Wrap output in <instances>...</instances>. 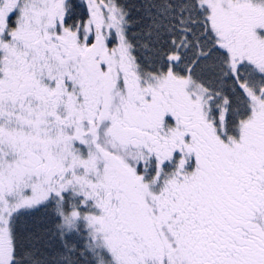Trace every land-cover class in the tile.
<instances>
[{
    "label": "snow or ice",
    "instance_id": "1",
    "mask_svg": "<svg viewBox=\"0 0 264 264\" xmlns=\"http://www.w3.org/2000/svg\"><path fill=\"white\" fill-rule=\"evenodd\" d=\"M0 264H264V0H0Z\"/></svg>",
    "mask_w": 264,
    "mask_h": 264
}]
</instances>
